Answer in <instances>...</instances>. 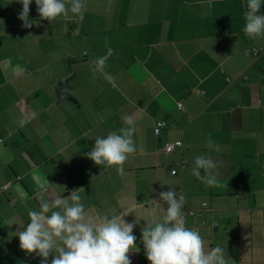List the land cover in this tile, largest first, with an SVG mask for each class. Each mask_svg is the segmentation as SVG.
Listing matches in <instances>:
<instances>
[{
	"label": "crops",
	"instance_id": "0c3cea01",
	"mask_svg": "<svg viewBox=\"0 0 264 264\" xmlns=\"http://www.w3.org/2000/svg\"><path fill=\"white\" fill-rule=\"evenodd\" d=\"M86 4L82 19L49 22L32 0L35 23L23 28L22 4L0 0V264H40L15 233L41 197L54 202L80 188L86 219L139 221L131 264H150L141 229L162 218L159 194L169 190L184 195L192 213L182 218L206 249L224 248L228 264H264V38L242 31L246 0ZM105 37L113 80L93 81ZM124 117L137 150L121 175L86 154L92 137L127 126ZM201 154L217 163L218 186L191 174Z\"/></svg>",
	"mask_w": 264,
	"mask_h": 264
},
{
	"label": "clouds",
	"instance_id": "9594fccd",
	"mask_svg": "<svg viewBox=\"0 0 264 264\" xmlns=\"http://www.w3.org/2000/svg\"><path fill=\"white\" fill-rule=\"evenodd\" d=\"M22 4L18 14L23 28H31L29 19L32 0H17ZM41 19L52 21L69 14L83 18L87 9L86 0H35ZM262 0H246L245 25L242 29L250 39L264 38V14H260ZM105 55L92 61L93 81L97 75L111 82L113 76L106 71L107 61L113 54L105 37ZM14 71H23L17 66ZM127 126L95 136L94 146L87 158L96 165L115 167L118 174L124 173V164L136 152L133 139L136 131L130 117L122 118ZM23 123V122H22ZM87 135V134H86ZM213 146L211 133L206 141ZM217 163L203 154L194 158L191 174L205 186H218ZM203 172V174H202ZM83 188L73 190L64 199L50 202L41 197L39 210H29V221L15 235L19 247L28 254L35 253L40 264H131L129 253L136 248L137 237L133 229L139 221L126 222L124 214L104 215L97 221L86 219V209L79 194ZM160 199L167 204L162 218L155 223H146L141 229L144 252L150 264H228L226 251L217 245L210 250L195 228L186 226L182 218L185 197L175 190L161 192ZM56 209V210H53ZM52 258L49 262V256Z\"/></svg>",
	"mask_w": 264,
	"mask_h": 264
},
{
	"label": "built area",
	"instance_id": "2783aa9c",
	"mask_svg": "<svg viewBox=\"0 0 264 264\" xmlns=\"http://www.w3.org/2000/svg\"><path fill=\"white\" fill-rule=\"evenodd\" d=\"M253 54L256 56L259 54V50H254ZM178 107L180 109H182V105L181 104H178ZM156 127L158 130H161V129H164L165 128V124L163 122H158L156 124ZM181 145V142L180 141H177L173 144H167L164 149L166 152H171L176 146H180ZM185 165V163H177L176 165ZM176 173V170H172V174H175ZM188 213H192L191 211H187L185 208H183V214H188Z\"/></svg>",
	"mask_w": 264,
	"mask_h": 264
}]
</instances>
